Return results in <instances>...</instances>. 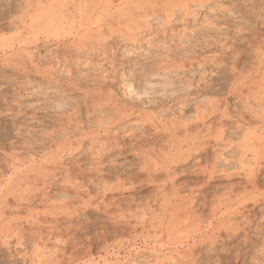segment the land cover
Instances as JSON below:
<instances>
[{
    "label": "rangeland",
    "instance_id": "obj_1",
    "mask_svg": "<svg viewBox=\"0 0 264 264\" xmlns=\"http://www.w3.org/2000/svg\"><path fill=\"white\" fill-rule=\"evenodd\" d=\"M42 3L45 4V0H42ZM196 5H192V8L193 10L196 9L194 11L195 14L199 11L201 18L198 17V21L192 16L193 18L190 17V21L185 22L186 24L174 22V24L168 25L167 29L165 28L166 32L161 28L162 21L159 18L151 17L154 19L152 21L154 27L152 29L153 34L151 30L148 33H142L138 37L140 42L137 43L135 50L128 43L123 42L121 38H114L113 45H109V49L107 50L109 51L110 58H113L114 63H119H105L104 66L99 67L78 61L79 58L82 59L83 56L88 54L91 57H99V59L102 57V52H97L96 49L93 52L94 50L88 51V47L85 48L86 50H76V48H73L74 46H71L69 43L73 42V39H78V35L70 37L68 36L69 34H63L60 35L61 37L58 36V38L56 36H45L35 41L32 36H34V32L38 26H33L32 30H26L18 22V19L26 14L27 1L0 0V205L6 200L9 201V208L5 202L6 208L4 203L2 206H4L5 210L0 213V264H179V261L184 262L185 260L183 261L184 257L181 258L182 256H179L180 258L178 257L175 249L178 248L179 251L177 252H180L181 255L187 247H193L191 245H195V243L197 245L195 246V253L192 257L193 261L191 260L195 264H264L263 160L261 161L262 168L258 166L256 168L254 167L255 175L258 174V183L256 182V185H259V190L256 187L254 193L249 192L245 195L244 199L239 200L240 205L239 202H234L222 209L218 207V209H214L217 201L215 195L217 196V194L225 191L224 188L227 186L228 180L226 178L224 179L223 176H214L213 182L203 189L201 180H206V178L202 175L200 176L199 173L197 175L194 167L198 160L204 163L205 156L213 154L212 149L207 154H193L190 158H184L179 163L172 164L171 169L168 171L169 173L167 172L168 175L166 172L161 173L160 169L158 170L159 173H154L156 168L154 171L152 170L154 168L150 163L152 159L149 161L150 156L148 158V154L146 155V151L152 150V148L158 149L166 144V133L161 129L160 124L173 119L175 116L177 118L180 117L179 119L182 122L190 121L196 114V100L200 101L202 98L204 101L206 98L209 100H215L212 97L220 98L219 101L223 104L222 109H228V112H226L229 115L226 117L227 119L225 118L226 120L224 118L220 120V116L216 117L217 119L214 118V120H219V122L224 120L223 123H217L224 127L222 128L223 130L226 127V132L224 131L225 143H230L232 139L231 142H240L246 134L247 129L250 130L247 132L248 134L255 129L252 125H257V130H261L259 128L262 127V121L259 118L253 117L256 115V112L258 114L257 110H263L262 108H264H261V105L258 104L264 94V86L262 88L264 84V77L262 76L264 75V0H211L210 5H207L205 9H201L199 5ZM217 27H219L218 31ZM210 28H213L215 31ZM83 32L81 31V34ZM107 32L105 30V34L108 36ZM67 33H69V30ZM155 34L157 35L155 36ZM62 36L65 37L63 38ZM150 36H153L152 39ZM190 36L192 39H190ZM184 38L191 43L186 46L187 50L192 52L196 61L198 59L199 61L201 60L200 62L197 61L198 63L205 61L206 65L203 62L204 67L201 65L202 63L200 64L201 66L196 64L197 67L195 65L188 72H183L180 69H172L173 71H170V69L160 68L158 65L159 60L155 59V55L160 54L162 57L163 55H169L176 60L181 59L185 52L182 47ZM251 40H253V43L250 42ZM100 42L104 43L103 40ZM253 44H258V48L262 51L261 54L263 57L261 58V62H263V65L261 63L259 67L256 62L257 60L255 59V61L252 57L254 53ZM91 46L92 44L89 46L90 49ZM25 49H27L26 52ZM22 59L24 62H22ZM216 60L224 64L223 70L220 73L215 68ZM234 63L239 67L246 64L247 71L251 70V72H253V69L255 70V67H258V70L256 69L257 73H248V75L252 74L249 76L251 81L248 82L249 77L247 73L244 76L248 78L243 76L244 79L241 78V80L244 81H240L247 82V85H249L250 82L251 84L256 81L259 83L262 80L259 83V85L262 83L260 85L261 88L251 86V90L253 88L260 90H257L258 92L253 90L257 94L260 92L259 97H257L258 99L260 98L259 100L256 98L258 95L256 94L255 96V93L251 94L253 92H249V90L247 92L250 96L245 94L247 89L244 87L248 86H244L243 90H239L240 92L244 91L243 95L238 91L242 98L235 91V93L231 92L232 89L229 86H231L230 83L232 84L233 72L230 66ZM104 70L110 73L105 81L102 80V77L97 76L98 73ZM200 72L204 73V75L202 74L203 77H200ZM259 77L261 80H259ZM179 78L189 81L193 80V82H190L194 84H197L199 78H201V81H199L201 85L203 83V86L209 80L213 82L207 84L209 87L206 86L207 90L203 89V94L198 93V95L194 93V96L192 95L191 98H196V100L193 102L188 101L186 104L187 107L185 106L183 108L180 105V102H182L180 99L184 94H188L186 87L187 81L180 83ZM244 94L246 97H249L248 99L253 95L257 99V101L254 99L253 102L251 100L253 98L251 97L249 100V102H253H250L251 106H253L251 111H255V115H253L254 113L251 114V111L249 113L247 111L248 109L246 111L244 110L245 106L247 108ZM102 95H104L103 98ZM239 98L241 99L239 100ZM242 99L244 102H242ZM257 106H260L259 109ZM74 111L75 113H73ZM122 111L124 112L121 113ZM247 112L253 116H250ZM69 114L73 115V118ZM114 115L117 116V119L116 117L113 119ZM237 115L238 117L243 115V117L238 118ZM229 116L231 119H229ZM76 119L80 120L81 123L83 122L82 127L80 126L83 130L82 132L91 134L90 137H86L81 143V151L79 149L75 150L78 144H80H77V142L73 145L74 150L63 148L64 145L68 146V139L71 137L69 129L78 128L74 122ZM238 119L240 120L239 123L236 121ZM235 121L238 124L237 126H240L242 122L244 125L242 123V126L238 128L236 127ZM84 127H87V129ZM251 128L253 129L251 130ZM64 130L66 131L64 132ZM255 131L256 129L252 133ZM66 133L67 135H65ZM253 135L256 136V134ZM98 137L105 140L106 145L108 144L107 149L111 145V147L115 146L112 149L113 151L106 152L101 157L102 159L92 158L91 152L89 151L92 139ZM65 142L67 144H63ZM58 143H60L58 146L60 147L61 145L63 149L57 146ZM55 144L58 149L56 152H53L54 154H51L57 148ZM236 145L234 143V147L232 146L229 150H226L227 152H221V154H225H223V157L229 158L230 165L232 164V168L228 169L229 172L234 168L233 163L236 160V156L238 157L240 154V150L235 147ZM50 149L51 151H49ZM155 158L154 156L153 160L158 159ZM231 158L232 161L230 160ZM247 158L251 160L252 155L248 154ZM147 160L149 163L147 162L146 164L145 161ZM144 165L152 167V169L151 167L148 168L151 169L150 173ZM32 167H34V170L29 173L31 176L34 175L35 178H40V181L38 180L36 182L40 187V191L28 203L22 204V207L18 211L23 217V220H18L17 215H14L16 213V209L12 203L14 202V198L9 194L13 186L11 185L12 187H10L9 184H13L14 178H19L20 176L25 177V175L27 177H25L24 184L26 180L31 181L30 176H28L29 173H26ZM239 170L238 175H235L238 168L237 170L235 168L231 171H234L235 174L233 175L236 176L235 178L233 177V182L245 181L244 175L242 174L244 170ZM247 170L244 172H247ZM34 171H36V174L38 173V177L34 174ZM239 173H241L240 175L243 178L242 176L237 178ZM11 177L14 178L12 179ZM172 178H175L179 190L181 189L179 191V193L181 192L180 195L182 194L184 198L186 196L190 198V204L193 202L191 197L196 195L193 206L201 214L199 215L202 218L199 219L200 222L202 221L201 223L199 222V225H203L201 227L203 229H199L200 233L198 234L196 232L197 235L195 236L197 237L195 240L192 236L188 241L189 243L186 242L182 246L176 243V245L174 244L175 246L169 245L173 243L167 242L168 238L166 239L165 237H159L160 239L158 238L159 240H157L154 236L156 241L153 239L154 237H149L150 239H148L147 235L149 232H147V224H143L145 226L144 228L147 229H142L141 224H138L137 228L135 226V228L133 227L137 222L140 223V218L144 216L143 210L147 209L145 213L148 219L151 215L155 216L156 213L158 215L162 212V193L169 191L168 189L171 187L170 181ZM41 179L46 182H41ZM32 181L34 180L32 179ZM163 181H166V183L164 182L165 185L162 184ZM28 184L31 185V183ZM118 184L120 188H117ZM201 187L202 191L199 190ZM76 188L84 196L82 197L85 199V202L75 200ZM247 188L250 189L251 185L247 184ZM7 189L10 190L5 193ZM161 190L162 193H160ZM256 193L258 194L256 195ZM171 198H174V196ZM189 198L182 199L184 200L182 204H188ZM181 201L179 200V202ZM64 202L70 204V206L68 204L69 208L66 210H63L61 205ZM171 205L173 206V204ZM235 205L236 207H234ZM52 206L55 208V211L52 210ZM146 206L148 207L146 208ZM182 206L184 205L180 207L182 208ZM228 206H231V208H228ZM186 207L188 206L186 205ZM49 208H51V211L47 212ZM135 208L138 209L135 210ZM234 208H238L237 213ZM29 209L31 212L44 211L43 213L45 214H40V219H43L41 223H33V219L26 220ZM224 210H228L227 212L232 210L233 215L229 212L232 217ZM221 212H225L226 214L223 213V215ZM134 213L136 216H134ZM179 213L184 212L181 210ZM12 214L16 217H14L16 220ZM118 217L122 218L120 219ZM221 217L230 218L228 221L232 225L237 223L239 226L238 232L232 230L229 233L222 230L218 240H214L213 243H210L206 239L204 241L203 239L207 238L206 235L209 232L208 235L212 234L213 231L217 233V230H211L213 228L211 224L212 222L216 224L218 220L222 221L223 219ZM209 223L211 224L209 225ZM247 223H249V226ZM54 225L57 226L54 229L57 230L55 234L50 229ZM47 228L52 232H49ZM135 229L136 231L134 232ZM152 233L154 232L152 231ZM152 233L150 230V234ZM213 233L216 234L215 232ZM161 241L164 245L160 244ZM200 243L201 245H199ZM171 256L174 260H172L173 258ZM161 259L164 261H160Z\"/></svg>",
    "mask_w": 264,
    "mask_h": 264
},
{
    "label": "bare ground",
    "instance_id": "obj_2",
    "mask_svg": "<svg viewBox=\"0 0 264 264\" xmlns=\"http://www.w3.org/2000/svg\"><path fill=\"white\" fill-rule=\"evenodd\" d=\"M27 1V8L25 9V11H26V14L25 15H23L22 17H20L18 20V22H19V24L23 27V28H25L26 30L28 29V30H32V28H33V26H38L37 27V30H35V32H34V36H32L33 37V39L35 40V41H37V40H39V39H41V38H43V37H45V36H53V37H57L58 38V36H60V35H63V34H69L68 36H75V35H78L77 37H78V39H73L72 41L73 42H71V43H73V44H71V43H69V41H68V43L71 45V46H74L73 48H76V50L78 49V50H84L85 48H87L88 47V51H90V50H94V49H96V51L97 52H102V57L99 59V57L97 58V57H91L89 54L88 55H85V56H83L82 54V56H83V58L81 59V58H79V62L80 63H86L87 65H89V64H91L92 66H94V65H97V66H99V67H101V66H104V64L105 63H111V64H115V63H119V62H115L114 63V61H113V58H110V55H109V51L107 50V49H109L108 47H109V45L110 46H112L113 45V43H114V41H115V39H118V38H121V40H123V42H125V43H128V45H130L131 46V48L132 49H136V47H137V43H139L140 42V40L138 39V37L142 34V33H144V32H146V33H148V31L150 32V30H151V32H152V29L154 28L153 27V25H152V21L154 20V19H152V18H159L160 19V21H162V26H161V28L162 29H164L165 30V32H166V29H167V26L168 25H171L172 23L174 24V22H178V23H185V22H188V21H190V17H192V16H194L195 17V20H197L198 19V17H200V15H199V11H198V13H196L195 14V12L194 11H196V9L195 10H193V8H192V5H195V4H197V5H199L200 7H201V9H205L206 8V6L207 5H210V3H211V0H45V4H43L42 3V0H26ZM212 3H213V1H212ZM196 5V6H197ZM199 7V8H200ZM212 8V7H211ZM213 9V8H212ZM211 10V9H210ZM21 11V10H20ZM152 17V18H151ZM193 18V17H192ZM201 18V17H200ZM208 19V18H207ZM194 20V19H193ZM194 20V21H195ZM159 21V22H160ZM198 21V20H197ZM197 21H196V23H197ZM208 22V21H207ZM206 22V23H207ZM200 23V22H199ZM18 24V25H19ZM160 24V23H159ZM160 24V25H161ZM186 24V23H185ZM211 24V23H210ZM214 24V23H213ZM159 25V26H160ZM201 25V24H200ZM207 25H208V23H207ZM11 26V25H10ZM204 26V25H203ZM211 26V25H210ZM218 26V25H217ZM215 27V26H214ZM166 28V29H165ZM218 28L219 27H217V31H218ZM221 28V27H220ZM239 28V27H238ZM69 30V33H67V31ZM210 29H212L213 30V28H210ZM235 29V28H234ZM67 30V31H66ZM105 30H107L108 32V36L105 34ZM184 30V29H183ZM209 30V29H208ZM81 31H84L82 34H81ZM161 31V30H160ZM163 31V30H162ZM213 31H215V30H213ZM220 31V30H219ZM238 31V30H237ZM19 32V31H18ZM155 33H156V31H154ZM157 32H159V31H157ZM183 32V31H182ZM152 34H153V32H152ZM181 34H185V33H181ZM214 34V33H213ZM157 34H155V36H156ZM154 36V37H155ZM211 36V35H210ZM61 37V36H60ZM59 37V38H60ZM63 37V36H62ZM65 37V36H64ZM63 37V38H64ZM143 37V36H142ZM151 37V36H150ZM153 37V36H152ZM152 37H151V39H152ZM182 37H184L183 35H182ZM193 37V36H192ZM222 37V36H221ZM115 38V39H114ZM212 38V37H211ZM66 39H67V37H66ZM69 39V38H68ZM148 39H150V38H148ZM150 39V40H151ZM185 39V38H184ZM190 39H192L191 38V36H190ZM226 39H228V37H226ZM104 41V43L102 42H100V41ZM225 40V39H224ZM26 41V40H25ZM107 41V42H106ZM152 41V40H151ZM200 41V40H199ZM235 41V40H234ZM256 41V40H255ZM113 42V43H112ZM218 42V41H217ZM250 42H252L253 43V40H251ZM258 42V41H257ZM256 42V43H257ZM97 43V45L95 46V44ZM251 43V44H252ZM259 43V42H258ZM57 44V43H56ZM92 44V46H91V49H90V45ZM119 44V43H118ZM150 44H151V42H150ZM188 44H191L190 43V41H187L186 39L182 42V47L184 48V53H183V56H182V58L181 59H179V60H176L175 58H171L169 55H163V57L160 55V54H156L155 55V59L156 60H159V62H158V65L160 66V68H166V69H170V71H173L172 69H180V70H182L183 72H188V70H190V68H192V67H194L196 64L197 65H199V66H201V65H203V67L206 65V62L204 61H202L203 63H205V65L202 63H198V62H200L199 61V59L196 61V59L194 58V56H193V54H192V52L191 51H189V50H187V47L186 46H188ZM60 45V44H59ZM123 45V44H122ZM254 45V44H253ZM255 45H257L256 47H255ZM254 45V47H253V49H254V53H253V59L258 63V67H259V65L261 64V65H263V62H261V58L263 57L262 56V54H261V49L260 48H258L259 47V45L258 44H255ZM12 46V45H11ZM94 47V48H93ZM111 49H113V48H111ZM110 49V50H111ZM252 49V50H253ZM86 50V49H85ZM167 50V49H166ZM27 51V49H25V52ZM74 51V50H73ZM117 51H118V49H117ZM4 52V51H3ZM93 52H95V50L93 51ZM135 52V51H134ZM159 52V51H158ZM56 53V52H55ZM80 53V52H79ZM87 53V52H86ZM162 53H165V52H162ZM166 53H167V51H166ZM132 54V53H131ZM169 54V53H168ZM264 54V53H263ZM128 55L130 56V54L128 53ZM113 56V55H112ZM250 56V55H249ZM65 57V56H64ZM114 57V56H113ZM249 58V57H248ZM20 59V58H19ZM24 59V58H23ZM23 59H22V62H24L23 61ZM53 59V58H52ZM99 59V60H98ZM115 59V58H114ZM212 59V58H211ZM125 60V59H124ZM150 60V59H149ZM152 60V59H151ZM157 62V61H156ZM210 62H212V61H210ZM215 62V61H214ZM34 63V62H33ZM78 63V62H77ZM123 63V62H122ZM223 62H221V61H219V60H216V62H215V68H216V71H218V73H220V72H222V70H223V65L224 64H222ZM246 63V62H245ZM255 63V62H254ZM201 64V65H200ZM22 65H24V64H22ZM37 65V64H36ZM119 65V64H118ZM197 65H196V67H197ZM246 65V64H245ZM241 66V67H239V66H237V64L236 63H234V64H232L230 67H231V70H232V84L230 83V85L231 86H229L232 90H231V92H236V94L238 93L239 94V90H243V87L244 86H248L249 87V89H248V87H244V88H246L247 90L245 91V94L248 96H250V94H248V90H249V92L251 91V92H253V90H256L255 88L257 87V88H261L260 87V85L262 84H260L259 85V83L260 82H262V80L260 79V77H259V80H261L259 83H257V81L256 82H252V84H251V82H250V84L249 85H247L248 83L247 82H241V81H244V80H241V78L242 79H244L243 78V76L244 75H246V73H247V76L249 77L250 75H252V74H250V75H248V73H253V72H256L257 73V68L255 67V65H254V67H255V70L253 69V72H251V70L249 71H247V68H246V66ZM250 65V64H249ZM252 65V64H251ZM260 65V66H261ZM28 66V65H27ZM198 66V67H199ZM256 66H257V64H256ZM264 66V65H263ZM24 67H25V65H24ZM70 67V66H69ZM202 67V68H203ZM20 68V67H19ZM250 68V67H249ZM252 68V67H251ZM262 68V67H261ZM26 69V68H25ZM34 69V68H33ZM53 69H55V68H53ZM67 69H68V67H67ZM106 69V68H105ZM260 69V68H259ZM36 70V69H35ZM45 70H47V69H45ZM51 70V69H50ZM101 70V69H100ZM192 70V69H191ZM261 70V69H260ZM33 71V70H32ZM41 71V70H40ZM57 71V70H56ZM95 71H98V70H95ZM110 71H111V69H110ZM109 71V72H110ZM169 71V72H170ZM182 71H181V74H182ZM264 71V70H263ZM22 72V71H21ZM36 73H37V71H35ZM45 72V71H44ZM52 72V71H51ZM50 72V73H51ZM69 72H71L70 70H69ZM259 72V71H258ZM46 73V72H45ZM206 73V72H205ZM217 73V74H218ZM263 73V72H262ZM261 73V74H262ZM40 74V73H39ZM42 74V73H41ZM108 74H110V73H108V71L107 70H104V71H102V72H100V73H98L97 74V76L98 77H102V80L103 81H105L106 79H107V77H108ZM167 74V73H166ZM173 74V73H172ZM184 74V73H183ZM200 74H201V76L200 77H203L202 76V74L204 75V73H201L200 72ZM254 74V73H253ZM35 75V74H34ZM44 75H46V74H44ZM113 75V74H112ZM51 76H52V74H51ZM55 76V75H54ZM166 76V75H165ZM263 77H264V75H262ZM244 77H246V76H244ZM248 77H246V78H248ZM45 78H47L46 76H45ZM55 78V77H54ZM194 78V77H193ZM206 78V77H205ZM245 78V79H246ZM180 80V83H184V82H186L187 81V83H186V87H187V89H188V94L186 93V94H184L183 95V97H181V101L182 102H180V105H182L183 106V108H185V106L187 107V103H188V101H195L196 100V98H191V96L194 94V93H202L203 94V89H206V86L207 87H209L207 84L211 81V80H209V82L208 83H204L205 84V86H203V83H202V85L200 84V81H201V78H199V80H198V83L196 84H194V83H192L193 82V80H190V81H192V82H190L189 80H183V79H181V78H179ZM186 79V78H185ZM249 79V80H248ZM248 79H246V80H248V82L249 81H251L250 80V77L248 78ZM251 79H253L252 77H251ZM49 80V79H48ZM51 80V79H50ZM203 80V79H202ZM241 80V81H240ZM53 81V80H52ZM208 81V80H207ZM207 81H205V82H207ZM252 81H254V80H252ZM47 82V81H46ZM178 82V81H177ZM202 82H204V81H202ZM213 82V81H212ZM212 82H210V83H212ZM54 83V82H53ZM179 83V82H178ZM179 83V84H180ZM209 83V84H210ZM263 83H264V81H263ZM76 84V83H75ZM76 85H78V84H76ZM93 85V84H92ZM103 85V84H102ZM171 85V84H170ZM176 85H177V83H176ZM193 85H195V86H193ZM168 86V85H167ZM172 86V85H171ZM251 86H253V87H255V88H253V90H251L252 89V87ZM263 86H264V84L262 85V88H263ZM75 87V86H74ZM97 87V86H96ZM177 87V86H176ZM57 89V88H56ZM87 89V88H86ZM94 89V88H93ZM98 89V88H97ZM170 89H171V87H170ZM169 89V90H170ZM209 89V88H208ZM211 89V88H210ZM92 90V89H91ZM101 90V89H100ZM99 90V91H100ZM207 90V89H206ZM212 90V89H211ZM258 91H260L259 89H257ZM256 90V91H257ZM86 91H88V90H86ZM96 91V90H95ZM165 91V90H164ZM173 91V90H172ZM209 91V90H208ZM239 91V92H238ZM256 91H254L253 93H251V94H254L255 93V96H256V94H257V92ZM263 91H264V89H263ZM262 91V92H263ZM91 92V91H90ZM89 92V93H90ZM163 92V91H162ZM168 92V91H167ZM170 92V91H169ZM229 92H230V90H229ZM234 92V93H235ZM242 92V93H241ZM240 92V94H242L243 95V92L244 91H241ZM94 93V92H93ZM97 93V92H96ZM99 93V92H98ZM172 93V92H171ZM88 94V93H87ZM99 94H102V93H99ZM107 94V93H106ZM198 94V95H199ZM202 94H201V96H202ZM240 94H239V96H240ZM245 94H244V96H245ZM259 94H260V92L257 94L258 96H256V98L257 97H259ZM88 95H90V94H88ZM196 95V94H195ZM103 96L104 95H102V98H103ZM194 96V95H193ZM201 96H199V97H201ZM238 96V97H239ZM254 96V95H253ZM253 96H251L253 99H251V97H250V99L253 101L254 99H256V98H254ZM260 96H262V95H260ZM263 96H264V94H263ZM261 97V100L258 102V104H260L261 105V108L262 107H264V106H262V105H264V97ZM90 97H92V96H90ZM197 97V96H196ZM207 97V96H206ZM241 97V96H240ZM246 97V96H245ZM244 97V100H245V103L247 102V108H245L244 107V110L246 111L247 109V111L250 113V111H251V109L253 108V106H251V103H253V102H249V100L250 99H248L249 97H246L245 98ZM100 98V97H99ZM101 98V99H102ZM112 98H113V96H112ZM198 98V97H197ZM212 98H215V100H212L211 98V100H209V99H207L206 98V100L204 101L203 100V98H202V100H200V101H197L196 100V105H197V108H196V114H195V116L190 120V121H185V122H182L179 118H177L176 116L173 118V119H171V120H168V121H165L164 123H161L160 124V126H161V129L163 130V132L164 133H166V144H165V146L163 145L162 147H160V148H158V149H154V148H152V150H149V151H146V155L148 154V158H149V156H150V158L148 159L149 161H151L150 159H152V161H153V163H152V161L150 162L152 165V167H154L153 169H152V167H151V169L154 171V169H155V171H154V173H159V169L161 170L160 172L162 173V172H168L170 169H171V166H172V164H177V163H179L182 159H184V158H190L193 154H195V155H200V154H202V153H206L207 154V152L209 153V150H211L212 151V153L213 154H211L210 156L208 155H206L203 159L205 160L204 161V163H202L201 161H197V163L194 165V167H195V170H196V172H194V173H196L197 175H198V173H199V175L201 176H203V177H205L206 178V180H201L202 181V187H203V189H204V187L205 186H207V185H209L211 182H213V180H214V176H223L224 177V179L226 178L227 180H228V184H227V182H226V184H227V186L224 188L225 189V191L222 193L221 192V194H217V196L215 195V197H216V207H215V205H214V209L216 208V209H222V208H224V207H226L228 204H233L234 202H239V200H242V199H244V197H245V195H247L249 192H253L254 193V191L256 190V187H257V189L259 190V185H256L258 182H257V175L258 174H256L255 175V168L258 166L259 168H262V163H261V161L262 162H264V130H262V129H264V128H262V127H264V108H262L263 110H257L258 111V114H257V112H256V115H255V111L253 112V110L251 111V114L252 113H254L253 115H255L253 118H259L261 121H262V127H261V125H260V127L261 128H259V129H261V130H257V125L255 126V125H252V126H254L255 127V129H256V131L254 132V133H252V131L253 130H255V129H253V128H251V132H249L250 134H248L247 132L248 131H250V130H248L247 129V132H245L246 134L244 135V137H243V139H241L240 140V142H234V143H236L237 145L235 146V147H237V149H239L238 151H239V153L241 154H239V156L237 157L236 156V160L234 161V168L233 169H235L236 168V170H237V168H238V171L236 172V174L234 173V171L233 172H229V168L231 169L232 168V164L230 165V161H229V158H225V156L223 157V154L224 153H222L221 154V152H223V151H225V152H227L226 150H229L232 146L234 147V143L233 142H231L230 140V143H225V141H224V131L226 130V127H225V130H223L222 128H224L221 124H219V123H223V121L224 120H226L227 118V116L229 115H227V112H228V109L226 110H223L222 108H223V104H222V102L221 101H219V99H217L216 97H212ZM242 98V97H241ZM241 98H239V100L241 99ZM95 99V98H94ZM107 99V98H106ZM111 99V98H110ZM174 99V98H173ZM225 99V98H224ZM258 99V98H257ZM257 99H256V101H257ZM260 99V98H259ZM258 99V100H259ZM100 100V99H99ZM108 100H109V98H108ZM113 100H114V98H113ZM91 101H92V99H91ZM96 101V100H95ZM101 101V100H100ZM99 101V102H100ZM106 101V100H105ZM92 102H94V100L92 101ZM98 102V101H97ZM111 102V101H110ZM118 102V101H117ZM121 102V101H120ZM124 102V101H123ZM220 102H221V104H220ZM242 102H244L243 101V99H242ZM241 102V103H242ZM263 103V104H261V103ZM116 103V102H115ZM119 103V102H118ZM122 104V103H121ZM120 104V105H121ZM124 104V103H123ZM126 104V103H125ZM221 105H222V107H221ZM119 106V105H118ZM99 107V106H98ZM122 107V106H121ZM256 107V106H255ZM259 107L260 106H257V108L259 109ZM123 108V107H122ZM226 108V107H225ZM249 108H250V110H249ZM118 109H119V107H118ZM126 109V108H125ZM124 109V110H125ZM77 110V109H76ZM183 110V109H182ZM88 111V110H87ZM227 111V112H226ZM67 112V111H66ZM69 112V111H68ZM80 112V111H79ZM79 112H78V114H79ZM124 111H122L121 113H123ZM134 112V111H133ZM247 112V113H248ZM261 112V113H260ZM70 113V112H69ZM73 113H75V111L73 112ZM77 113V112H76ZM132 113V112H131ZM140 113V112H139ZM144 113V112H143ZM248 113V114H249ZM65 114V113H64ZM68 114V113H67ZM145 114V113H144ZM149 114V113H148ZM147 114V115H148ZM251 114H249L250 116H253V115H251ZM70 115V114H69ZM77 115V114H76ZM125 115V114H124ZM123 115V116H124ZM128 115V114H127ZM132 115V114H131ZM142 115V114H141ZM180 115V114H179ZM241 115V114H240ZM71 116V118H73L72 116L73 115H70ZM89 116V115H88ZM112 116V115H111ZM110 116V117H111ZM218 116H220L219 118H220V120L221 119H223L224 118V120H222V122H219V120L218 121H216V120H214V118H216V117H218ZM76 117V116H75ZM81 117V116H80ZM115 117H116V119H117V116H115L114 115V118L113 119H115ZM149 117V116H148ZM237 117H238V115H237ZM243 117V115L240 117H238V118H242ZM64 118V117H63ZM106 118V117H105ZM112 118V117H111ZM110 118V119H111ZM141 118V117H140ZM150 118V117H149ZM148 118V119H149ZM226 118V119H225ZM68 119V118H67ZM109 119V118H108ZM217 119V118H216ZM229 119H231L230 118V116H229ZM245 119V118H244ZM243 119V120H244ZM242 120V119H241ZM259 120V121H260ZM70 121V120H69ZM109 121H111V120H109ZM114 121V120H113ZM136 121V120H135ZM137 121H138V119H137ZM236 121H238V123H239V119L238 120H236ZM235 121V124H236V127H238V128H240V126H242V123H241V125L240 126H237L238 124H237V122ZM245 121V120H244ZM74 122H75V124H76V126H78V128H71V129H69L70 131H69V134H70V138L68 139V146H67V148H66V146L64 145L63 146V148H65V149H71V150H74V148H73V145H74V143H76L77 142V144L78 143H80V144H78V146L75 148V150H77V149H79L80 150V148H81V143L83 142V140L86 138V137H90V133H88V134H85L84 132H82L83 130L80 128V126L82 125V123H81V121L80 120H74ZM90 122V121H89ZM143 122V121H142ZM217 122H219V123H217ZM66 123V122H65ZM71 123V122H70ZM110 123V122H109ZM156 123V122H155ZM246 123V122H245ZM248 123H250V122H248ZM247 123V124H248ZM69 124V123H68ZM67 124V125H68ZM119 124V123H118ZM219 124V125H218ZM71 125V124H70ZM70 125H69V127H70ZM224 125V124H223ZM233 125V124H232ZM243 125H244V123H243ZM250 125V124H249ZM248 125V126H249ZM74 126V125H73ZM86 126V125H85ZM155 126V125H154ZM159 126V127H160ZM222 126V127H221ZM225 126V125H224ZM245 126H247V125H245ZM252 126H250V127H252ZM259 126V125H258ZM82 127V126H81ZM230 127V126H229ZM84 128H86L87 129V127H84ZM127 128V127H126ZM228 128V127H227ZM241 128H243V127H241ZM249 128V127H248ZM65 129H67V128H65ZM157 129V128H156ZM233 129V128H232ZM250 129V128H249ZM63 130V129H62ZM105 130H106V128H105ZM66 130H64V132H65ZM246 131V130H245ZM257 131H258V133H257ZM259 131H261V132H259ZM61 133H62V131H60ZM87 132V131H86ZM89 132V131H88ZM91 132V131H90ZM107 132V131H106ZM226 132V131H225ZM51 133H52V131H51ZM84 133V134H83ZM259 133H261V134H259ZM58 134V133H57ZM68 134V135H69ZM98 134V133H97ZM105 134V133H104ZM253 134H256V136H254ZM43 135V134H42ZM65 135H67V133L65 134ZM101 135V134H100ZM103 135V134H102ZM115 135V134H114ZM132 135V134H131ZM257 135H259V136H257ZM52 136V135H51ZM64 136V135H63ZM91 137H93V136H91ZM161 138V137H160ZM54 139V138H53ZM163 139V138H162ZM59 140V139H58ZM67 140V139H66ZM155 140V139H154ZM224 141V142H223ZM112 142V141H111ZM226 142H227V140H226ZM60 143H58L57 144V146L59 145ZM63 144H67L66 142L65 143H63ZM62 144V145H63ZM108 145V144H107ZM106 145V142H105V140H103V138H100V137H98V138H94V139H92V141H91V144H90V147H89V151L91 152V156H92V158H101L102 156H104V154H106V152H108V151H113L112 149H114V147L115 146H113V147H111L110 146V148L109 149H107V146ZM56 146V144H55V147H57ZM42 147V146H41ZM54 147V148H55ZM59 147V146H58ZM58 147L57 148H55V150H53L52 151V153L51 154H54L53 152H56V150L58 149ZM60 147H61V145H60ZM59 147V148H60ZM87 147V148H88ZM62 148V147H61ZM62 148V149H63ZM136 148V147H135ZM142 148V147H141ZM64 149V150H65ZM82 149V148H81ZM233 149V148H232ZM61 150V149H60ZM70 150V151H71ZM78 150V151H79ZM133 150V149H132ZM140 150V149H139ZM28 151V150H27ZM49 151H51V149L49 150ZM81 151V150H80ZM210 151V152H211ZM74 152V151H73ZM49 153V152H48ZM25 154V153H24ZM51 154H49V156H51ZM108 154V153H107ZM248 154L250 155H252V158H251V160L249 159V158H247L248 157ZM15 155V154H14ZM225 155V154H224ZM27 156V155H26ZM140 156V155H139ZM154 156L156 157L155 159H157V160H153V158H154ZM24 157V156H23ZM22 157V158H23ZM227 157V156H226ZM91 158V159H92ZM143 158V157H142ZM13 160H14V158H12ZM102 159V158H101ZM15 160H17L16 158H15ZM59 160V159H58ZM148 160L147 161H145L146 162V164H147V162H148ZM186 160V159H185ZM195 160V159H194ZM231 161H232V158L230 159ZM18 161V160H17ZM247 161V162H246ZM23 162V161H22ZM46 162V161H45ZM53 162V161H52ZM15 163V162H14ZM103 163V162H102ZM149 163V162H148ZM232 163V162H231ZM78 164V163H77ZM153 164H154V166H153ZM32 165H34V164H32ZM24 166V165H23ZM145 167H146V169H148V168H150V167H148L147 165H144ZM220 166V167H219ZM35 167V166H34ZM34 167H32L31 168V170L29 171V170H27L26 172V174H28L29 172H33V170H34ZM221 167H223V168H221ZM224 167H227V168H224ZM255 167V168H254ZM28 168V167H27ZM217 168H219V169H217ZM221 168V169H220ZM247 168H248V170H247ZM258 168V169H259ZM40 169H41V167H40ZM64 169V168H63ZM151 169H148L147 171L150 173L151 172ZM239 169H241L242 171L244 170H247V172H244L243 171V175H244V178H245V181L243 182V181H239V182H233L232 181V179H233V177L235 178L236 176L235 175H238L237 173L238 172H240V170ZM258 169H256V170H258ZM56 170V169H55ZM150 170V171H149ZM194 170V171H195ZM260 170V169H259ZM145 171V170H144ZM241 171V172H242ZM35 173V175L38 177V173L36 174V171H34ZM46 172V171H45ZM100 172V171H99ZM169 173V172H168ZM168 173H167V175H168ZM218 175H217V174ZM256 173H257V171H256ZM18 174V173H17ZM22 174H24V173H22ZM216 174V175H215ZM233 174H235V175H233ZM241 173H239V176H237V178L238 177H240V176H242V175H240ZM20 175H21V173H20ZM100 175H101V172H100ZM28 176H30L29 178L31 179V181L30 180H26V182H25V184H24V181H25V177H27V175H25V177L23 178L22 176H20L21 177V179L19 180V178H14V177H11L12 179L14 178V182H13V184H9L10 185V187H12V189L10 190V189H7L6 191H5V193H7V191L8 190H10V192H9V194H11V196H13V198H14V202H12L14 205H13V207H15V216L17 215V219L18 220H23V217L20 215V213H19V208H21L22 207V204L23 203H25L26 204V202L28 203L29 201H30V199L31 198H33L34 196L36 197L38 194H39V191H40V187H39V185H37L38 183H36L38 180L40 181V178L38 179V178H35V176L33 175V176H31V174L29 173V175ZM153 176V175H152ZM158 176V175H157ZM195 176V175H194ZM31 177H33V178H31ZM151 177V176H150ZM171 177V176H170ZM174 177V176H173ZM222 177V178H223ZM259 177V176H258ZM51 178V177H50ZM94 178V177H93ZM168 178V177H167ZM201 178V177H200ZM242 178H243V176H242ZM11 179V180H12ZM18 179V180H17ZM24 179V180H23ZM26 179H28V178H26ZM32 179L34 180V181H32ZM37 179V180H36ZM72 179V178H71ZM241 179V178H240ZM16 180V181H15ZM42 180V179H41ZM68 180V179H67ZM73 180V179H72ZM75 180V179H74ZM155 180V179H154ZM153 180V181H154ZM170 180V179H169ZM168 180V181H169ZM27 181H28V183H31V185H29L28 183H27ZM69 181V180H68ZM67 181V182H68ZM167 181V182H168ZM8 182V181H7ZM11 182V181H10ZM16 182V183H15ZM41 182H46V181H41ZM52 182V181H51ZM78 182V181H77ZM164 182L166 183V181H163V185H165L164 184ZM182 182V181H181ZM257 182V183H256ZM159 183V182H158ZM170 185H171V187H170V189H168L169 191L168 192H164V193H162V190H161V192L160 193H162L163 194V197H162V199H163V201H162V203H161V208H162V212H158L159 214L157 215V213H156V215L155 216H150L149 217V219L148 218H146V217H148L147 215H146V213H145V211L147 212V209H145V210H143V214H144V216H142V218H140L139 220V222L140 223H136L135 225H133V227L135 226L136 228L138 227V224H141V227H142V229L145 227L143 224H147V227H148V229H149V231H148V229L147 228H144V229H147V232H149V234L147 235L148 236V239H150L151 237L153 238L154 236L157 238V240H159L160 238H168V241L167 242H172L173 244H169V245H174L175 243L176 244H178V245H181L182 246V244H184V243H189L188 241L190 240V237H192L193 236V239L195 240V238L197 237V236H195V235H197L198 233H200L199 232V229H203V228H201L202 226H201V224L199 225V222H200V220L199 219H202V218H200L201 216V214L200 213H198L196 210L197 209H195L194 208V203L193 202H195L194 200H196V195L194 196V197H191V199L193 200V202H191V204H190V202H189V200H190V198L188 197V196H186L187 198H189L188 199V204L190 205H188V204H186L188 207H186V205H185V203H183L182 204V202H184V200H182V199H185L183 196H182V194L180 195V193H179V191H181V189L179 190V187H178V185H177V182L175 181V178L173 179H171V181H170ZM201 183V182H200ZM264 183V182H263ZM247 184H250L251 185V188L249 189V188H247ZM12 185V186H11ZM22 185H24V186H22ZM44 185V184H43ZM134 185V184H133ZM163 185H162V187H163ZM168 185V184H167ZM51 186V185H50ZM106 186V185H105ZM180 186V185H179ZM183 186H185V185H183ZM116 187V186H115ZM114 187V188H115ZM120 188V186H119V184L117 185V188ZM165 187V186H164ZM169 187V186H168ZM199 187V186H198ZM202 187L199 189V190H201L202 189ZM250 187V186H249ZM7 188V187H6ZM5 188V189H6ZM117 188H115V189H117ZM105 189H106V187H105ZM78 189L76 188V196H74V198H75V200H77V201H83V202H85V199L83 198L84 196L82 195V193H79L78 191H77ZM189 190V189H188ZM112 191V190H111ZM202 191V190H201ZM200 191V192H201ZM107 192V191H106ZM199 192V193H200ZM261 192V191H260ZM105 193V192H104ZM209 193V192H208ZM250 193V194H251ZM4 194V193H3ZM196 194H197V192H196ZM258 193H256V195H257ZM75 195V194H74ZM103 195V194H102ZM252 195V194H251ZM255 195V194H254ZM3 196H5V195H3ZM47 196V195H46ZM83 196V197H82ZM172 196H174V198H171ZM185 196V195H184ZM200 196V195H199ZM249 196V195H248ZM9 197V196H8ZM110 197V196H109ZM180 197H181V199H180ZM204 197V196H203ZM251 197V196H250ZM261 197V196H260ZM2 198V197H1ZM4 198V197H3ZM5 198H7L6 196H5ZM206 198V197H205ZM247 198V197H246ZM245 198V199H246ZM254 198V197H253ZM252 198V200L254 201V199ZM256 198H257V196H256ZM259 198V197H258ZM104 199V198H103ZM174 200V202H172L173 200ZM247 199H249V198H247ZM1 200V199H0ZM172 200V201H171ZM179 200L181 201V202H179ZM11 201V200H10ZM76 201V202H77ZM186 201H187V199H186ZM205 201V200H204ZM203 201V202H204ZM247 201H249V200H247ZM246 201V202H247ZM256 201V200H255ZM4 202V201H3ZM6 203H7V207H8V200H6L5 201ZM4 202V203H5ZM68 202H69V200H68ZM74 202V201H73ZM89 202V201H88ZM179 202V203H178ZM4 203H2L1 205H0V213L1 212H3V210H5L4 209V206H2ZM6 203H5V208H6ZM193 203V204H192ZM200 203V202H199ZM245 203V202H244ZM11 204V203H10ZM47 204V203H46ZM68 204L69 203H66V202H64V204H61L62 205V207H63V210H66V209H68L69 208V206H70V204H69V206H68ZM72 204V203H71ZM108 204H110V203H108ZM171 204H173V206L171 205ZM180 204V205H179ZM204 204V203H203ZM12 205V204H11ZM181 205H184V206H182V208L180 207ZM237 205V204H236ZM236 205L234 206V207H236ZM239 205H240V202H239ZM243 205V204H242ZM149 206V205H148ZM148 206H146V208L148 207ZM173 208H172V207ZM44 207V206H43ZM50 207V206H49ZM196 207V206H195ZM211 207H212V205H211ZM218 207V208H217ZM9 208V207H8ZM52 210L53 211H55V208L52 206ZM59 208V207H58ZM111 208V207H110ZM142 208V207H141ZM169 208H171V209H169ZM183 208H184V210H183ZM228 208H231V206L229 207L228 206ZM138 209V208H137ZM136 208H135V210H137ZM148 209H150V208H148ZM173 209V210H172ZM227 209V208H226ZM233 209V208H232ZM234 209H236V208H234ZM238 209V208H237ZM237 209H236V213H237ZM45 210H47V209H45ZM169 210H171L170 212H169ZM181 210H182V212H184V213H179V211L181 212ZM229 210V209H228ZM227 210V211H228ZM244 210H245V208H244ZM12 211V210H11ZM49 211H51V208H49L48 210H47V212H49ZM76 211V210H75ZM132 211V210H131ZM140 211H142V210H140ZM214 210L212 209V212H213ZM216 211V210H215ZM221 211V210H220ZM226 213H228L229 215H230V213L229 212H231V211H229V212H227L226 210H224ZM239 211H241V210H239ZM238 211V212H239ZM34 212V211H33ZM33 212H31V210L29 209V211H27V216H26V220H28V219H33L34 221H33V223H41V221L43 220V219H40V216L41 215H43V214H45V213H43L44 211H40V212H37V211H35L34 213ZM46 212V213H47ZM64 212V211H63ZM66 212H68V211H66ZM116 212V211H115ZM211 212V211H210ZM216 212H218V211H216ZM225 212H223L224 214H226ZM4 213H6V211H4ZM51 213H53V212H51ZM71 213V212H70ZM140 213H142V212H140ZM162 213V214H161ZM179 213V214H178ZM209 213V212H208ZM214 213V212H213ZM222 213V212H221ZM222 213V214H223ZM232 213V212H231ZM235 213V214H236ZM3 214V213H2ZM41 214V215H40ZM125 214V213H124ZM128 214V213H127ZM138 214V213H137ZM181 214H183V215H181ZM200 214V215H199ZM221 214V215H222ZM223 214V215H224ZM227 214V215H228ZM234 214V215H235ZM240 214V213H239ZM249 214V213H248ZM1 215V214H0ZM114 215V214H113ZM118 215V214H117ZM139 215V214H138ZM154 215V214H153ZM214 215V214H213ZM228 215V216H229ZM232 215H233V213H232ZM246 215V214H245ZM244 215V216H245ZM5 216V215H4ZM12 216H13V214H12ZM12 216H11V218H12ZM15 216H13V218L15 217ZM37 216V217H36ZM61 216V215H60ZM121 216H123V215H121ZM134 216H136L135 215V213H134ZM182 216V217H181ZM231 216V215H230ZM129 217H131L130 215H129ZM140 217V216H139ZM214 217V216H213ZM232 217V216H231ZM248 217V216H247ZM16 218V217H15ZM14 218V219H15ZM118 218H120V217H118ZM122 218V217H121ZM120 218V219H121ZM124 218H126L125 216H124ZM138 218V217H137ZM223 220L221 221V220H218V221H216V224H214L213 222H212V224L211 223H209V225L211 224V225H213L212 227V229L211 230H217V233H216V231H213V232H215L216 234H214L212 231V234H210V235H206V237L207 238H204L203 240L205 241V239L207 240V241H209L210 243H213L214 242V240L216 241V239L218 240L219 238L218 237H220L219 236V234H220V232L222 231V230H225L226 232H229V231H232V230H236V231H234V232H238V230H239V226H238V224L237 223H234L233 225L230 223V221H228L229 219H227V217L226 218H224V217H221ZM220 218V219H221ZM13 219V220H14ZM24 219H25V216H24ZM10 220H12V219H10ZM16 220V219H15ZM17 220V221H18ZM117 220V219H116ZM128 220V219H127ZM137 220V219H136ZM211 220V219H210ZM247 220V219H246ZM16 221V222H17ZM57 221V220H56ZM198 221V222H197ZM197 222V223H196ZM202 222V221H201ZM200 222V223H201ZM246 222V221H245ZM249 222H251L250 220H249ZM233 223V222H232ZM195 224H198V225H195ZM240 224V223H239ZM248 224V226H249V223H247ZM16 225V224H15ZM14 225V226H15ZM130 225V224H129ZM196 227H195V226ZM194 226V227H193ZM198 226H200V227H198ZM234 226V227H233ZM244 226V225H243ZM30 227V226H29ZM132 227V228H133ZM134 227V228H135ZM193 228V230H191L192 228ZM198 227V228H197ZM55 228H57V226L56 225H54L52 228H50L52 231H54V234H55V231H57V230H54ZM133 228V229H134ZM195 228V229H194ZM207 228V227H206ZM210 228H211V226H210ZM240 228H241V226H240ZM48 229V228H47ZM132 229V230H133ZM187 229H189V230H187ZM198 229V230H197ZM9 230V229H8ZM49 230V229H48ZM51 230H49V232H52ZM69 230V229H68ZM150 230H151V233H152V231L154 232V233H152V234H150ZM186 232H185V231ZM136 231V229L134 230V232ZM139 231V230H138ZM181 231H184V232H181ZM247 231V230H246ZM46 232V231H45ZM48 232V231H47ZM196 232H197V234H196ZM18 233V232H17ZM43 233V232H42ZM230 233V232H229ZM41 234V233H40ZM49 234H51V233H49ZM53 234V233H52ZM57 234V233H56ZM203 234V233H202ZM234 234V233H233ZM33 235V234H32ZM42 235V234H41ZM200 235V234H199ZM246 235H247V233H246ZM38 236V235H37ZM40 236V235H39ZM52 236V235H51ZM146 236V235H145ZM229 236V235H228ZM231 236V235H230ZM248 236V235H247ZM150 237V238H149ZM153 238L154 240L156 239V238ZM160 237V238H159ZM120 238V237H119ZM159 238V239H158ZM135 239V238H134ZM147 239V238H146ZM17 240V239H16ZM161 240H163V239H161ZM246 240V239H245ZM75 241V240H74ZM118 241V240H117ZM120 241V240H119ZM156 241V240H155ZM67 242V241H66ZM121 242V241H120ZM203 242V241H202ZM21 243V242H20ZM116 243V242H115ZM118 244V243H117ZM120 244V243H119ZM121 244H122V242H121ZM160 244H162V241L160 242ZM166 245H167V243H165ZM175 244V245H176ZM208 244V243H207ZM115 245V244H114ZM162 245H164V244H162ZM174 245V246H175ZM197 244L195 243V245L194 244H192L191 246H193V247H187L184 251H183V254H181L180 255V252L178 253L177 251H179V249L177 248V249H175V252H176V254H178V257L180 256H182L181 258H183V261L184 262H181V261H179V264H195V263H193V262H191V260L193 259L192 257H193V254L195 253L194 252V250H195V246H196ZM199 245H201V243L199 244ZM213 245V244H212ZM161 246V245H160ZM208 246V245H207ZM161 247H163V246H161ZM177 247V246H176ZM183 249V248H182ZM210 249V248H209ZM173 252V251H172ZM174 252V253H175ZM61 253H62V251H61ZM65 254V253H64ZM173 255V254H172ZM164 256V255H163ZM201 256V255H200ZM243 256V255H242ZM157 257V256H156ZM179 257V258H180ZM171 258H173L172 256H171ZM163 259H161L160 261H162ZM172 260H174V258L172 259ZM177 260V259H176ZM164 261V260H163ZM162 261V262H163ZM193 261V260H192ZM176 262V261H175ZM181 262V263H180ZM173 263V262H172Z\"/></svg>",
    "mask_w": 264,
    "mask_h": 264
}]
</instances>
